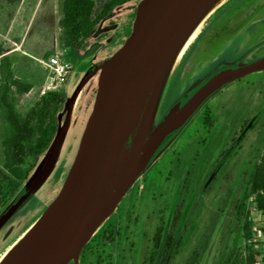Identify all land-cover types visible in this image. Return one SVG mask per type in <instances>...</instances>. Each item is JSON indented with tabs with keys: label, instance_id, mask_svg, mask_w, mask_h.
I'll return each instance as SVG.
<instances>
[{
	"label": "rangeland",
	"instance_id": "1",
	"mask_svg": "<svg viewBox=\"0 0 264 264\" xmlns=\"http://www.w3.org/2000/svg\"><path fill=\"white\" fill-rule=\"evenodd\" d=\"M62 1L20 0L9 4L0 0V59L6 57L11 62L14 79L32 87L25 94L12 90L20 114L36 102L42 91L57 90L69 99L87 70L121 47L131 32L140 0L116 7L101 21L74 62L66 58L59 27ZM197 27L195 37L182 50ZM230 47L231 54L225 53L224 61L248 62L264 55V0H220L195 23L168 65L153 124L213 69ZM51 56L69 65L55 88L50 84L53 74L47 66ZM96 82L97 73L75 97L62 143L46 176L0 227V260L57 195L91 112ZM60 115L59 126L64 109ZM3 126L0 117V167ZM263 147L264 72H260L227 85L202 105L97 228L83 246L78 263L145 264L153 250L156 228L164 222L166 233L173 211L178 209L181 217L175 238L181 240V245L167 264H186L194 250L198 253L195 264H230L246 245L260 251L254 264H262L264 214L254 207L252 197L246 200L251 232L250 239L245 240L236 206L246 193L249 174ZM52 148L53 143L39 157L19 191L5 200V207L0 206V214L43 172ZM31 161L27 158L25 165Z\"/></svg>",
	"mask_w": 264,
	"mask_h": 264
},
{
	"label": "water",
	"instance_id": "2",
	"mask_svg": "<svg viewBox=\"0 0 264 264\" xmlns=\"http://www.w3.org/2000/svg\"><path fill=\"white\" fill-rule=\"evenodd\" d=\"M210 1L138 2L131 32L121 47L89 68L66 99L65 116L56 130L43 172L0 214L1 227L40 185L62 143L75 97L97 73L92 109L57 195L0 264H79L83 246L202 105L227 85L264 72V55L248 62L223 61L193 83L153 124L168 65L197 22L190 26L192 20ZM153 71L157 72L156 78L138 123L129 137L120 142L126 111ZM60 119L59 114V122ZM160 255L161 248L154 264H159Z\"/></svg>",
	"mask_w": 264,
	"mask_h": 264
},
{
	"label": "trees",
	"instance_id": "3",
	"mask_svg": "<svg viewBox=\"0 0 264 264\" xmlns=\"http://www.w3.org/2000/svg\"><path fill=\"white\" fill-rule=\"evenodd\" d=\"M6 1L9 4H14L20 0ZM129 1L105 0L98 4L97 0H63L59 27L63 46L67 51L66 58L71 62L78 59L80 50L86 41L94 35L98 24L108 18L116 7ZM229 49L222 53L217 61L218 64L224 61L225 53H230L233 48L230 47ZM225 61L230 62V60ZM10 68L11 62L6 57L1 58L0 117L4 121L1 136L3 163L0 167V181L2 182L0 184V206L2 208L5 207V200L19 191L39 157L53 143L59 126L58 115L63 110L66 100L65 95L60 91H47L41 94L24 114H20L16 110L12 90L25 94L32 87L30 84H24L14 79L10 73ZM27 158H31L32 161L25 165ZM246 195H251L254 207L264 214V147L249 174ZM237 215L240 220H243L241 227L243 238L249 240L251 226L245 217L243 205L237 209ZM180 217L181 213L175 209L168 231L164 232V222L156 228L152 238L153 250L145 264L155 263L160 248L159 264H167L169 257L181 245V240L175 238ZM259 256L260 251L246 245L243 251L237 253L230 264H254ZM197 258L198 253L194 250L186 264H195ZM262 264H264V258Z\"/></svg>",
	"mask_w": 264,
	"mask_h": 264
},
{
	"label": "bare ground",
	"instance_id": "4",
	"mask_svg": "<svg viewBox=\"0 0 264 264\" xmlns=\"http://www.w3.org/2000/svg\"><path fill=\"white\" fill-rule=\"evenodd\" d=\"M219 1L220 0H211L200 12H198L196 17L192 20V23L190 24V26L195 21H199L202 18V16H204L205 14L210 12V10ZM197 31H198V27H197V29H194L193 33L186 40V42L184 43V46L182 47V50H184L186 48V46L190 43V41L195 37ZM182 33L180 34L181 37L184 35V32H182ZM181 39H179V41ZM156 73H157L156 71H153L150 74V76L148 75L146 77L142 87L139 89L138 93L135 95L134 99L130 103V105H129L127 111H126V114L124 116V119H123V122L121 124V127H120V134H119L120 142H124L129 137V135L132 133V131L134 130L135 126L137 125L139 117H140L141 112H142V109H143L144 104L146 102V99H147V97L149 95L151 87H152V85L154 83V80L156 78ZM24 235H25V233H23L12 245L9 246L7 251L4 253L3 257H5L19 243V241H21V239L24 237Z\"/></svg>",
	"mask_w": 264,
	"mask_h": 264
},
{
	"label": "built area",
	"instance_id": "5",
	"mask_svg": "<svg viewBox=\"0 0 264 264\" xmlns=\"http://www.w3.org/2000/svg\"><path fill=\"white\" fill-rule=\"evenodd\" d=\"M47 66L51 69L53 74L50 84L52 88H55L67 73L69 65L61 58L57 56H51L48 58ZM43 93L44 91H42V94Z\"/></svg>",
	"mask_w": 264,
	"mask_h": 264
},
{
	"label": "flooded vegetation",
	"instance_id": "6",
	"mask_svg": "<svg viewBox=\"0 0 264 264\" xmlns=\"http://www.w3.org/2000/svg\"><path fill=\"white\" fill-rule=\"evenodd\" d=\"M249 179V178H248ZM251 197V195H246V193H244L242 196H241V198H240V200H239V202H238V204H237V206H236V209H238L239 208V206H242L243 205V209H244V212L246 211V200L247 199H249ZM245 217H247V214L245 213ZM82 250V249H81Z\"/></svg>",
	"mask_w": 264,
	"mask_h": 264
}]
</instances>
